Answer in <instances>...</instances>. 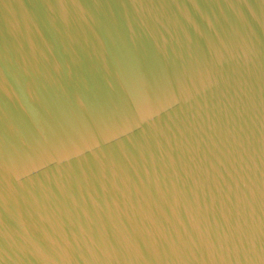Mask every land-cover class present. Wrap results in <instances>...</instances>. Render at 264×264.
I'll return each mask as SVG.
<instances>
[{"label":"water","instance_id":"1","mask_svg":"<svg viewBox=\"0 0 264 264\" xmlns=\"http://www.w3.org/2000/svg\"><path fill=\"white\" fill-rule=\"evenodd\" d=\"M0 264H264V22L0 0Z\"/></svg>","mask_w":264,"mask_h":264}]
</instances>
